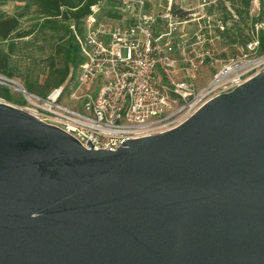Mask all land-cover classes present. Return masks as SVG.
Instances as JSON below:
<instances>
[{"label": "water", "instance_id": "1", "mask_svg": "<svg viewBox=\"0 0 264 264\" xmlns=\"http://www.w3.org/2000/svg\"><path fill=\"white\" fill-rule=\"evenodd\" d=\"M87 144L0 99V264H264V70L171 130Z\"/></svg>", "mask_w": 264, "mask_h": 264}, {"label": "built area", "instance_id": "2", "mask_svg": "<svg viewBox=\"0 0 264 264\" xmlns=\"http://www.w3.org/2000/svg\"><path fill=\"white\" fill-rule=\"evenodd\" d=\"M219 1L226 0H115L109 17L100 0L77 33L85 60L74 77L46 96L25 93L14 81L26 104L0 99L59 126L85 148L91 140L95 150H115L126 139L171 130L212 97L264 70L257 37L236 44V55H219L217 28L224 25L209 12ZM253 4L252 17L260 3ZM259 29L264 22L255 24ZM207 65L215 70L199 85Z\"/></svg>", "mask_w": 264, "mask_h": 264}, {"label": "trees", "instance_id": "3", "mask_svg": "<svg viewBox=\"0 0 264 264\" xmlns=\"http://www.w3.org/2000/svg\"><path fill=\"white\" fill-rule=\"evenodd\" d=\"M14 13L0 10V74L22 81L24 88L46 96L53 88L76 75L85 60L77 33L82 34L91 6L100 0H18ZM103 12L113 16L115 0H102ZM254 0L219 1L209 9L220 12L224 29L217 28L221 40L219 55L227 58L238 54L236 44L259 38L264 52V29L255 24L264 22V0H259L258 16L251 15ZM230 4L236 17L229 9ZM215 7H217L215 9ZM227 48L225 51L224 49ZM0 97L22 105L26 99L14 88L0 83Z\"/></svg>", "mask_w": 264, "mask_h": 264}, {"label": "rangeland", "instance_id": "4", "mask_svg": "<svg viewBox=\"0 0 264 264\" xmlns=\"http://www.w3.org/2000/svg\"><path fill=\"white\" fill-rule=\"evenodd\" d=\"M18 4H20L18 0H0V10L6 11L7 13H14L16 11L15 9ZM214 70L215 68L210 65L204 66L199 75V80H198L199 85L209 80ZM12 79L18 83L23 84L22 81L18 78H12Z\"/></svg>", "mask_w": 264, "mask_h": 264}, {"label": "crops", "instance_id": "5", "mask_svg": "<svg viewBox=\"0 0 264 264\" xmlns=\"http://www.w3.org/2000/svg\"><path fill=\"white\" fill-rule=\"evenodd\" d=\"M253 3H254V1H253ZM253 3H252V4H253ZM258 3H259V0H258ZM253 6H254V4L252 5V7H253ZM258 6H259V4H258ZM216 8H217V7H215V9H216ZM220 15H221V14H220V12H219L218 10L215 11V13H214V16H215V17H220ZM257 16H258V14H257Z\"/></svg>", "mask_w": 264, "mask_h": 264}]
</instances>
